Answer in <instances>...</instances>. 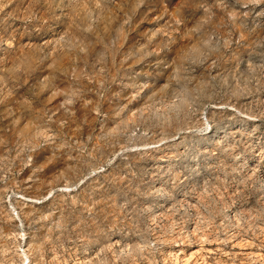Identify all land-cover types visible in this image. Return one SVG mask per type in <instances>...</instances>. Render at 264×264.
Instances as JSON below:
<instances>
[{"label": "rangeland", "instance_id": "obj_1", "mask_svg": "<svg viewBox=\"0 0 264 264\" xmlns=\"http://www.w3.org/2000/svg\"><path fill=\"white\" fill-rule=\"evenodd\" d=\"M0 264H264V0H0Z\"/></svg>", "mask_w": 264, "mask_h": 264}]
</instances>
